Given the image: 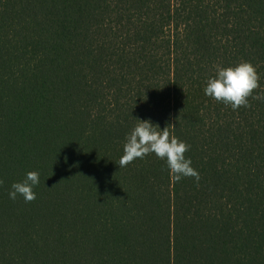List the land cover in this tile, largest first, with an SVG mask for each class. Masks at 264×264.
<instances>
[{
  "label": "trees",
  "instance_id": "1",
  "mask_svg": "<svg viewBox=\"0 0 264 264\" xmlns=\"http://www.w3.org/2000/svg\"><path fill=\"white\" fill-rule=\"evenodd\" d=\"M242 61L249 106L204 94ZM139 119L198 181L119 166ZM0 264H264V0H0Z\"/></svg>",
  "mask_w": 264,
  "mask_h": 264
},
{
  "label": "clouds",
  "instance_id": "2",
  "mask_svg": "<svg viewBox=\"0 0 264 264\" xmlns=\"http://www.w3.org/2000/svg\"><path fill=\"white\" fill-rule=\"evenodd\" d=\"M259 80L256 67L251 62L242 61L227 67L217 66L215 75L207 79L203 91L206 96L236 110L241 106H249L248 98L253 95V90L258 88ZM139 121L126 134L119 166L123 167L136 158L154 153L165 161L169 173L174 175L177 181L187 176L198 181L199 173L192 167L191 158L185 155L190 145L175 135H170L168 127L161 129L150 120ZM38 183L39 173L27 172L22 181L11 185L9 198L14 200L19 194L25 201L35 199L33 188Z\"/></svg>",
  "mask_w": 264,
  "mask_h": 264
}]
</instances>
